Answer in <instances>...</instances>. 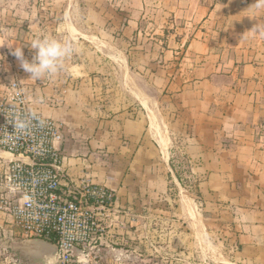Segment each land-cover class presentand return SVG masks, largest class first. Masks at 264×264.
<instances>
[{"label":"crops","instance_id":"crops-1","mask_svg":"<svg viewBox=\"0 0 264 264\" xmlns=\"http://www.w3.org/2000/svg\"><path fill=\"white\" fill-rule=\"evenodd\" d=\"M105 1L82 0L85 7L97 8ZM107 1L127 12L123 15L126 33H133L141 23L148 24L150 45L152 40H164L166 46H161L160 53L181 60L178 65L183 74L176 79L182 87L178 98L185 113L178 122L189 129L188 157L201 171L200 192L210 211L226 222L238 263L264 264V7H257L264 0ZM44 2L48 7L65 8L66 13L76 6V0H0V7L32 8ZM16 15L14 22H27L41 36L36 27L43 21L41 14L17 10ZM257 27L259 32L254 30ZM0 36L2 51L13 55L20 36L6 29ZM155 49L150 46L146 54ZM10 73L1 63L0 105L10 93ZM30 75L25 79L29 87L21 82L30 110L63 124L61 151L68 175L64 184L87 175L94 183L121 194V183L106 178L112 173L107 161L115 153L122 162L134 158L138 145L148 142L146 121L132 119V113L105 121L103 104L92 103L93 96L82 89L90 81L78 80L74 88L76 78L66 71L40 80L30 79ZM5 155L0 150L2 174ZM102 155L104 162L99 160Z\"/></svg>","mask_w":264,"mask_h":264},{"label":"rangeland","instance_id":"rangeland-1","mask_svg":"<svg viewBox=\"0 0 264 264\" xmlns=\"http://www.w3.org/2000/svg\"><path fill=\"white\" fill-rule=\"evenodd\" d=\"M102 5L85 7L82 0H76L73 11L67 13L65 8L48 7L46 2L32 8L0 7V34L6 29L19 35L18 42L29 62L36 53L30 43L37 34L27 22L13 21L17 10L21 14H41L42 23H36L41 36L64 37L68 34L66 29H70L76 51L56 74L65 75L66 71L70 78H76L74 88L76 82L90 81L82 89L93 96L92 103L103 104L105 121L132 113L129 115L132 119L147 123L148 142L143 147L141 143L138 145L134 158L122 162L114 157L115 153L112 161H107L112 173L106 178L119 181L123 190L120 194V190L104 185L115 192L122 207L119 206L121 212L110 229L106 245L90 256L76 259L74 264H239L233 257L232 235L226 222L210 211L200 192L201 171L188 157V126L178 122L185 113L178 98L182 87L176 79L183 74L178 65L181 60L160 53L161 46H166L164 40L161 43L152 40L150 45V40H146L151 30L148 24L141 23L133 33H126L123 15L127 12L107 0ZM150 46L156 48L155 52L146 54ZM16 61L0 45V65L3 63L10 69L11 82L21 85L23 82L29 87L25 79L30 73L22 68L20 60ZM26 86L23 85L25 90ZM9 158L5 155L2 159ZM99 160L104 162V155ZM1 178L2 173L0 200L7 195ZM122 199L127 201L123 203ZM26 241L0 205V264H35L25 251Z\"/></svg>","mask_w":264,"mask_h":264},{"label":"built area","instance_id":"built-area-1","mask_svg":"<svg viewBox=\"0 0 264 264\" xmlns=\"http://www.w3.org/2000/svg\"><path fill=\"white\" fill-rule=\"evenodd\" d=\"M63 124L33 112L26 90L12 82L0 105V150L9 155L0 205L27 240L58 248L56 261L74 264L103 247L120 215L115 192L89 178L71 181L63 169Z\"/></svg>","mask_w":264,"mask_h":264},{"label":"clouds","instance_id":"clouds-1","mask_svg":"<svg viewBox=\"0 0 264 264\" xmlns=\"http://www.w3.org/2000/svg\"><path fill=\"white\" fill-rule=\"evenodd\" d=\"M257 7H264V4H258ZM254 30L259 32L260 28ZM66 31L68 34L64 37L51 34L36 36L30 43V47L36 50L31 62L24 58L22 46L15 47L13 55L21 61L22 68L31 74L30 79L40 80L56 73L64 61L76 51L74 34L70 29Z\"/></svg>","mask_w":264,"mask_h":264},{"label":"water","instance_id":"water-1","mask_svg":"<svg viewBox=\"0 0 264 264\" xmlns=\"http://www.w3.org/2000/svg\"><path fill=\"white\" fill-rule=\"evenodd\" d=\"M25 251L35 264L54 262L58 256V248L47 241L27 240L24 242Z\"/></svg>","mask_w":264,"mask_h":264},{"label":"bare ground","instance_id":"bare-ground-1","mask_svg":"<svg viewBox=\"0 0 264 264\" xmlns=\"http://www.w3.org/2000/svg\"><path fill=\"white\" fill-rule=\"evenodd\" d=\"M119 61V60H118ZM141 101V100H140ZM143 106H145V107H147V105L145 104V103H143ZM162 144H163V146L164 147H166L167 146V142H166V140L165 139H163L162 140ZM195 215V214H194ZM193 218V220H194V217H192ZM195 220H196V218H195ZM195 222V221H194ZM202 245V244H201Z\"/></svg>","mask_w":264,"mask_h":264}]
</instances>
